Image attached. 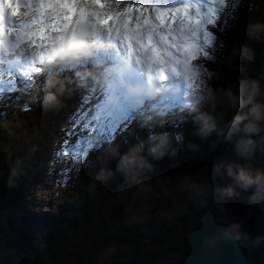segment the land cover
Here are the masks:
<instances>
[{
    "label": "clouds",
    "instance_id": "obj_1",
    "mask_svg": "<svg viewBox=\"0 0 264 264\" xmlns=\"http://www.w3.org/2000/svg\"><path fill=\"white\" fill-rule=\"evenodd\" d=\"M241 30L249 40L264 39V23L241 24ZM109 48L104 30L97 26L95 35L57 47L52 61L38 65L41 71L32 73L22 87L29 104L43 112L58 111L87 80L101 91L110 109H131L134 124L118 139L96 147L98 167L93 187L103 190L114 178L120 179L111 204L119 206L121 213L107 220L105 231L120 233L148 225L169 228L210 202L223 206L241 198L248 214L264 212V168L247 163L258 151L264 152V83L244 75L245 62L253 59L247 44L240 40L220 42L209 57L191 62L194 77L170 74L164 81L144 78L132 83L121 82L126 78L123 69L93 63L97 53ZM3 56L8 61L0 65L4 73L15 70L18 57L23 62L20 54L8 52ZM89 62L95 70L86 75L75 72L65 78L59 74V69L72 70ZM173 97L179 98L178 111L169 106ZM174 123H191L200 139L215 136L230 146L234 158L204 165L192 174H158L157 163L174 161L180 151L183 138L166 130ZM188 147L196 149L192 144ZM22 174V161L17 160L7 186L14 187ZM228 238L252 247L264 246V233L246 232L243 222L235 220L205 239L202 247L216 251ZM130 254H134L131 246L124 249L122 264H127ZM108 258L99 254L98 264ZM157 264L167 262L160 260Z\"/></svg>",
    "mask_w": 264,
    "mask_h": 264
},
{
    "label": "rangeland",
    "instance_id": "obj_2",
    "mask_svg": "<svg viewBox=\"0 0 264 264\" xmlns=\"http://www.w3.org/2000/svg\"><path fill=\"white\" fill-rule=\"evenodd\" d=\"M228 1L229 2L225 0V4L223 8H221L220 5L210 0L209 3L206 2L207 5L206 3L203 6L198 5L193 9L189 8L186 12V15L195 17L197 12L201 15H210L211 7H216L218 9L215 27L210 25L214 30L209 27L207 28L206 25V30L210 31L215 37L213 47L206 49V51L212 52L220 42L227 43L224 38L230 37V34L236 31V29L241 38L244 33L241 30V24L251 23L252 19L250 17L255 11L256 6H262L264 8V0ZM27 2L28 0H26L25 3ZM31 2L35 3V0H31ZM122 2L126 4L129 0H120V3ZM157 2L168 3L170 6L177 5V3L174 4L169 0H157ZM237 3L240 5H237ZM234 5L236 7H234ZM232 8L237 9L238 14H232ZM227 11L233 16L232 18L224 19L225 16L228 15ZM25 12H28L29 16L25 17ZM255 12L254 16L257 14L258 9ZM19 13L20 14L13 19L14 22L33 18L34 15V12L30 11L27 7L20 8ZM145 14L150 16V10ZM167 18H171V13L168 14ZM233 18L239 19L241 22L240 25L231 32L229 26L232 25ZM260 22L264 23V17ZM173 23L175 27L179 26V20ZM221 26H223V31H219ZM11 38L13 40L12 42H14L15 36L11 35ZM199 40L202 43V35L199 37ZM39 42L40 41L37 40V43ZM262 42L264 44V39H262ZM24 47H27V45ZM32 50L33 52L44 51L43 49L37 48H33ZM26 55H30V53H26ZM202 58V55H198L192 63H199ZM260 65L258 80L264 83V54L263 57L261 56ZM79 67L81 68L82 66ZM65 70L69 74L70 71L68 69ZM66 78H68V76ZM4 79V81L8 82L7 76L4 75ZM12 82L17 86L23 83L21 78ZM0 83L5 82H3L2 79ZM86 83L84 87L77 89L70 99L66 100L64 106L59 109V116H56L57 111L43 112L35 108L27 107L29 110L25 111L24 108L18 110L15 114H9L3 121V123H5L4 129H2L3 135L0 139V149L6 158L12 159L13 164L17 160L22 161L23 173L26 175L28 174L30 179L26 184L23 183V187H25V197L11 199L13 203L12 207H9L8 210L6 209L5 212L1 213L0 264H98L97 257L101 253L108 255L109 258L99 262V264H113L116 262L122 264L124 258L119 259L113 257L114 252L121 253L129 246L135 251L139 250L137 246H143L139 233L146 232L148 229L145 227L129 228L120 233L105 231L104 225L107 220L109 218H117L121 213L119 206H112L111 204L114 193L119 190L120 185L114 187L118 179L114 178L103 190L94 188L93 181L90 186H84V184L81 183L82 172L90 159L91 153L94 152L96 147L88 149L87 155L75 166L72 165L70 158H61L57 162L55 153L60 148L61 142L65 138L64 129L69 126L68 120L79 106L80 97L82 95H88L90 97V102L83 106L84 109H91L92 98L94 101H97V96L94 94L95 91L92 90L90 93L89 88L91 87V83L88 81H86ZM17 94L19 95L21 92L18 91L13 93L14 99H19ZM14 99H5L4 95H0V113L7 114L8 112L5 106L6 104H11ZM169 103L171 104L173 102L170 101ZM171 110L178 111V104L171 106ZM89 115H92V112H89ZM126 123L128 127H131L134 121L131 120ZM122 126L123 125H120L119 127ZM166 130L172 134H179L181 137L189 134L195 135L191 123H174L169 125ZM123 132L118 130L115 133V138L118 139ZM94 134L95 133H93V135ZM83 135H88V133L85 132ZM198 150L199 154H206L205 150L200 148H198ZM181 157H183V155L177 156L175 160ZM168 161V159H164L160 162L166 163ZM216 162L218 161L213 160L209 164H206L197 161L186 163V168L181 166H170L166 168L160 166L156 167V169L158 174L175 172L192 174L199 171L204 165H211ZM248 164L254 168H264V152L258 151L248 161ZM193 169L195 172L192 171ZM94 173L91 174V179ZM18 183L19 178L16 179L15 186L11 188L17 187ZM109 186L112 187L109 189ZM236 200L243 201L242 198ZM235 204H237L236 201ZM66 207L72 209L75 214L77 213L81 221L78 220L77 225H73L76 226V228L70 226L72 223H62V229L65 228L67 231H64L63 236L57 237L56 235L59 230L53 227V224L55 220L60 224L61 221L58 219L60 211ZM201 209L195 211L191 216L185 217L179 225L172 227L174 229L161 228V230L171 236H174L173 234L176 233V235L183 234L187 237L188 233L193 230L188 231V229H185L186 227L183 222L185 219H195L201 212ZM236 212L240 219H244L245 221V207L244 209L236 210ZM251 214H253L254 228L255 223L257 226V231L253 229V232H255L253 234L264 233V212L255 211ZM69 220L76 221L77 218L74 216L70 217ZM118 240L120 243L115 244ZM34 247L35 249H33ZM166 253L169 254L168 252ZM256 255L257 259H262V257H264V248H262L261 255ZM132 256H134V254H130L127 264H135L131 262ZM262 264H264V258L262 259Z\"/></svg>",
    "mask_w": 264,
    "mask_h": 264
},
{
    "label": "snow or ice",
    "instance_id": "obj_3",
    "mask_svg": "<svg viewBox=\"0 0 264 264\" xmlns=\"http://www.w3.org/2000/svg\"><path fill=\"white\" fill-rule=\"evenodd\" d=\"M213 2L221 8L225 4V0ZM22 7L33 11V18L12 21L11 18L19 15ZM190 7L194 5L180 3L170 6L157 0H129L126 4H121L120 0H35V3L31 0L27 3L24 0H0V50L3 53L11 51L13 55L20 50V57L23 58L20 62L18 57L15 70L7 72L9 77L19 76L23 83L19 86L11 80L6 84L0 83V95H4L5 99H14L12 94L32 78V73L41 71L38 65L52 61L57 47L71 44L88 34L95 35L97 26L104 30L110 48L97 53L93 63L101 65L108 61L113 69H123L126 78L122 83L139 82L144 78L164 81L170 74L180 76L184 73L194 77L191 62L198 55L210 56L206 49L213 47L215 37L206 30V25L215 27L218 9L211 7L210 15L197 12L192 17L186 15ZM149 10L155 14L154 20L145 14ZM169 13L170 19L167 18ZM24 16H29V13L25 12ZM176 20H179L178 27L173 23ZM219 31H223V26ZM6 33L15 36L14 42H8L10 47L2 39ZM201 35L202 43L199 40ZM33 48L44 51L33 52ZM6 62L4 56H0V65ZM4 75L0 69V80ZM102 97L92 115H89V109L83 107L89 104L90 97H80V104L70 116L69 126L64 129L65 138L55 153L57 162L61 158H70L75 166L87 155L88 149L112 141L118 130L123 132L127 129L126 122L133 119L131 109L122 107L114 111L104 103L103 94ZM170 101L173 103L169 106L179 104L177 97L170 98ZM23 108L29 110L27 105ZM85 132L88 135H83Z\"/></svg>",
    "mask_w": 264,
    "mask_h": 264
},
{
    "label": "trees",
    "instance_id": "obj_4",
    "mask_svg": "<svg viewBox=\"0 0 264 264\" xmlns=\"http://www.w3.org/2000/svg\"><path fill=\"white\" fill-rule=\"evenodd\" d=\"M256 8L258 9V12L254 16V14L256 13L255 11H257ZM256 8H255V11L253 12L254 14H252L250 17L252 19V20L250 19L251 23L260 22L262 18L264 17V8L262 6L260 7L256 6ZM232 22L233 23L235 22V25L231 28L230 30L231 32L240 25L241 21H239V19L233 18ZM211 29L214 30L212 27ZM224 39L227 41L226 44H232L233 42L240 40L243 43L247 44V46L252 50L253 59L249 62H245L244 75L258 80L259 78L258 72L261 67L260 65L261 56L263 57V54H264L263 52L264 44L262 42V39L249 40L247 36H245L244 33L242 37L240 38V34L239 32H237V29L236 31H233L230 34V37H226ZM59 74L65 78L68 76L67 72L62 69L59 70ZM21 92H22V95H20L19 99L18 98L14 99L12 104H6L5 108L8 113L7 114L0 113V139H1V136L3 135L2 129H4V123H5V122L3 123V121L6 119V117L9 114L11 113L15 114L18 110L23 109L24 105H27L28 108H33L29 104L26 98V94L22 90ZM59 115H60V112L58 110L56 112V116H59ZM182 138H183V141H182L178 156L183 155V157H181L180 159L171 161V162L168 161L166 163H162L159 161L156 167L163 166L166 168L170 166H178V167L181 166L183 168H186V163L198 161L201 163L209 164L213 160L222 161V160H230L234 158L232 155L230 146L225 143H222L215 136H210L207 139H200L196 135L189 134L187 136H182ZM189 144L195 145L196 149L193 150L189 148L188 147ZM198 148L205 150L206 154L205 155L199 154ZM97 155H98V152L95 148L94 152L91 153L90 159L87 162V165L81 175V183H83L84 186H90L92 184L91 174L94 173V171H96V168L98 167ZM12 167H13L12 159L6 158L2 150L0 149V216H1V213L5 212L6 209L8 210L9 207H12L13 203L11 202V199H14V198L20 199L25 196V193H24L25 187H23V185L26 184V182L28 181V174L26 175L25 173H23L22 175L18 177L19 183L17 187L10 188L7 186V180H8L9 173ZM192 171L195 172L194 169ZM116 178L118 180L116 182V185H114V187H117L118 185H120L119 177H116ZM111 187L112 186H109L108 188L110 189ZM235 201L237 202V204H235ZM244 207L245 205L242 200H239V201L232 200L223 206L216 205L210 202L208 205H206L205 207L201 209V212L197 215L195 219L194 218L185 219L183 223H184V226L186 227L185 229H188V231L198 229L200 227V220H199L200 217L203 215L205 211L211 210L212 212H214L217 222L227 225L231 223L232 221L240 220L243 222L244 231L249 232L247 218L253 214H248L247 212H245L246 214L245 221L244 219L241 220L240 217L236 214L237 213L236 210L238 211V210L244 209ZM59 215L60 216L58 219H60L61 221L60 224L56 220L54 221V224H53V227L59 230L56 235L57 237L63 236L64 231L65 230L67 231V229L65 228L62 229V223L63 224L68 223V222L69 224L72 223L70 224V226L72 228H76V226H73V225H77L78 220L81 221L80 216L78 217L77 213L75 214L74 211L68 207L62 209ZM74 216H76L77 220L70 221L69 218L74 217ZM168 229H174V228L169 227ZM254 229L255 231H257L256 223H255ZM249 233H255V232H249ZM173 235H174L173 240H168V237L165 234H163L162 242L164 244L167 243L166 246H168L169 242L172 243L173 244L172 247L175 249H178V262L175 264H184L185 256L188 255L190 251V247L187 244V237L186 235L184 236L183 234L176 235L175 233ZM239 243L242 249L244 250V252L246 253L251 264H258V263L262 264V259L264 257H262V259L258 257L259 259H257L256 254L261 255L262 248H264V246L252 247L244 241H239ZM33 249H35V247ZM113 264H119V263L116 262Z\"/></svg>",
    "mask_w": 264,
    "mask_h": 264
},
{
    "label": "water",
    "instance_id": "obj_5",
    "mask_svg": "<svg viewBox=\"0 0 264 264\" xmlns=\"http://www.w3.org/2000/svg\"><path fill=\"white\" fill-rule=\"evenodd\" d=\"M200 222V228L187 235L191 251L184 264H250L239 241L231 238L225 239L216 251L205 250L202 247L203 241L210 238L213 233L220 231L224 225L216 222L211 210L203 214ZM248 228L250 232L254 229L253 215L248 217Z\"/></svg>",
    "mask_w": 264,
    "mask_h": 264
},
{
    "label": "flooded vegetation",
    "instance_id": "obj_6",
    "mask_svg": "<svg viewBox=\"0 0 264 264\" xmlns=\"http://www.w3.org/2000/svg\"><path fill=\"white\" fill-rule=\"evenodd\" d=\"M145 228L148 229L146 232L139 233L143 246H137L139 250L133 251L134 256L131 257V262L135 264H157L158 261L164 260L167 264L177 263L178 249L173 248V244L170 242L168 243V246H166L167 243L164 244L162 242L163 234L168 237V240H173V236L166 234L165 231L161 230V228H157L152 225H148ZM117 243H120V241L118 240L115 244ZM122 254L123 251L121 253L114 252L113 257H117L119 259L125 258Z\"/></svg>",
    "mask_w": 264,
    "mask_h": 264
},
{
    "label": "bare ground",
    "instance_id": "obj_7",
    "mask_svg": "<svg viewBox=\"0 0 264 264\" xmlns=\"http://www.w3.org/2000/svg\"><path fill=\"white\" fill-rule=\"evenodd\" d=\"M169 1H171L172 3H177V5H179L180 3H183L184 4V2L185 1H187L186 3H192L191 5H194V7H190L191 9H193V8H195V7H197L198 5H201V6H203L206 2H208L209 0H169ZM24 2H26V0H24ZM227 2H229L228 0H227ZM121 4H125V3H121ZM237 5H240V4H238L237 3ZM234 7H236L235 5H234ZM231 8V7H230ZM20 10V9H19ZM238 12V10L237 9H234V8H232V10H231V13L233 14V13H237ZM227 14L228 15H226L225 16V19H228V18H232L233 16H231L230 14H229V12L227 11ZM238 14V13H237ZM254 14V13H253ZM18 16V15H17ZM16 16V17H17ZM15 17H12L11 18V20L13 21V19H14ZM154 18H155V14L154 13H151L150 14V19H153L154 20ZM232 25L231 26H229L230 27V29L235 25V22L234 23H231ZM209 26L207 25V28H208ZM228 27V28H229ZM178 34V33H177ZM3 40H4V42H5V45L6 46H9L10 47V45H9V41H13L12 40V38H11V35H9L8 33H6L5 35H4V37L2 38ZM40 43V42H39ZM25 45H22V47H24ZM44 50V49H43ZM33 51V50H32ZM174 52H175V50H173ZM11 52V51H10ZM16 53L17 54H20V50H16ZM0 55L2 56L3 55V52H2V50H0ZM101 65H103V66H105V67H109L110 66V62H108V61H105L103 64H101ZM79 66H82L81 68L79 67ZM95 70V65L94 64H92L91 62H89V63H86V64H83V65H77L74 69H72V70H69L70 72H69V74L67 73V75H68V77L69 78H71L73 75H74V73L75 72H79V73H81L82 75H86L89 71H94ZM71 71H72V73H71ZM67 72V71H66ZM71 73V74H70ZM5 76H7V81H9V80H11V81H14V80H18V79H20L19 77H17V76H13V77H9L8 75H7V73H5ZM5 79H4V77H3V82H5V83H7L6 81H4ZM89 83H91V87L89 88V90H90V93L92 92V90L93 91H95V95L97 96V101H94V99L92 98L91 99V109H89L90 111L89 112H93L94 111V108H95V105L99 102V100L100 99H102L103 97H102V94H100L99 93V91H98V88H97V86L92 82V81H90V80H87ZM87 83H85V85H86ZM88 93V92H87ZM90 93H88V94H90ZM93 95V94H92ZM120 134V133H119ZM56 145V144H55ZM50 148H53V147H50ZM54 150V149H53ZM49 151V150H48ZM51 153H54V152H51ZM29 179H30V176L28 175V182H29ZM25 197V196H24ZM23 197V198H24ZM38 212V211H37ZM213 215H214V218H215V220H216V217H215V214H214V212H213ZM217 222V221H216ZM217 223H219V222H217ZM219 224H222V223H219ZM224 225V224H223ZM201 226V225H200ZM200 228V227H199ZM198 228V229H199ZM240 244V243H239ZM241 246V245H240ZM190 251H191V248H190ZM190 251H189V253H190ZM188 255H186L185 256V259H186V257H187ZM247 256V255H246ZM248 258V257H247ZM249 260V259H248ZM185 262V261H184ZM250 262V261H249Z\"/></svg>",
    "mask_w": 264,
    "mask_h": 264
}]
</instances>
